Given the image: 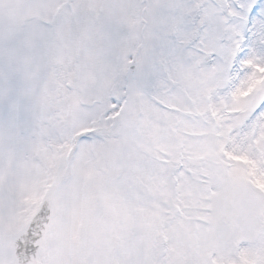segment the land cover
<instances>
[{"label":"snow or ice","instance_id":"snow-or-ice-1","mask_svg":"<svg viewBox=\"0 0 264 264\" xmlns=\"http://www.w3.org/2000/svg\"><path fill=\"white\" fill-rule=\"evenodd\" d=\"M0 264H264V0H0Z\"/></svg>","mask_w":264,"mask_h":264}]
</instances>
